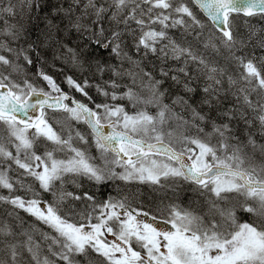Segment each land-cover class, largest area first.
Listing matches in <instances>:
<instances>
[{
	"label": "snow or ice",
	"instance_id": "snow-or-ice-1",
	"mask_svg": "<svg viewBox=\"0 0 264 264\" xmlns=\"http://www.w3.org/2000/svg\"><path fill=\"white\" fill-rule=\"evenodd\" d=\"M17 3L20 21L9 23L17 5L0 0V204L20 223L0 220V264H264V35L253 24L264 0ZM41 47L82 76L109 75L95 85L65 76L94 107L43 68L47 90L28 79ZM101 50L115 62L93 64ZM89 87L132 111L95 103ZM80 179L174 195L187 185L189 207H145L139 188L119 185L97 202L65 187Z\"/></svg>",
	"mask_w": 264,
	"mask_h": 264
},
{
	"label": "trees",
	"instance_id": "trees-1",
	"mask_svg": "<svg viewBox=\"0 0 264 264\" xmlns=\"http://www.w3.org/2000/svg\"><path fill=\"white\" fill-rule=\"evenodd\" d=\"M57 2V0H49V7L54 5ZM13 4L17 5V13L18 15L16 17H9L5 15V19L9 21V23H17L20 21V6L17 3V0H12ZM3 6L7 7L8 6V0H3ZM26 11V10H25ZM26 26L27 24V19L23 21ZM238 23H241V21H238ZM253 24L255 25L256 31L259 35H264V32H261V29H264V21H259V20H254ZM107 26V25H106ZM0 27H3V20H0ZM40 27L43 28V23L40 24ZM29 31L31 33L30 40H35L36 39V30L31 28L29 26ZM207 32H205V36H207ZM70 46L75 47L77 43H82L79 41L78 37L75 35V33L72 34L70 37L65 38ZM26 46V45H25ZM38 51L41 54V59L40 60H35V54H33L34 58V66H30L27 68V77L29 80H31L34 84H36L38 87H44L45 90H47V85L46 82L40 80L36 76V72L38 68H43L45 72H47L49 75L53 76V78L56 80V82L59 84L60 88L63 91H67L71 95H73L76 99L88 104L90 107H94L93 103L88 101L87 98L82 96L79 92H76L74 89H70L68 85L65 82V76L66 75H71L74 77V79H77L79 81H82L84 78L89 79L90 83L95 85L96 83H101L103 84L104 81L109 79V75L105 74L103 76H100L99 74H93V71H86L84 72L83 76L81 75V72L75 68H73L70 64L65 63L63 60L59 59H54L53 58V53L51 50L46 49L44 47H41L38 49ZM84 57L88 58V54L84 53ZM92 63L94 64L95 61L98 59L101 62H110L114 63V59L109 55L108 52L106 51H97L94 56L91 58ZM146 63H149L146 61ZM157 66H158V62ZM23 77H20L18 79H22ZM170 82H167L164 87L167 88L169 87ZM124 89H118L117 91H123ZM89 96L92 97V100L95 103H109V104H120L125 106L127 111H132V106L129 104L127 100H117V101H112L109 98H105L101 94H99L95 87H89L87 89ZM172 92H175V89H171ZM166 102H170L169 100H166ZM149 111H151L153 114L155 113L156 109L155 108H149ZM78 129L84 133L86 136L88 135V130L83 124L77 125ZM243 138V137H242ZM259 139V137H257ZM91 142V141H90ZM83 146V145H82ZM91 154L92 155H97L96 150L94 147L91 148ZM10 175L15 178V172H10ZM85 180V179H84ZM86 185L81 191L87 192L89 194H92L96 197L97 202H102L108 198L109 195L116 196L117 195V185L120 186L121 189L124 191H127L128 189L135 190L136 187L133 184L125 185L124 182H112L109 181L106 186L104 185H94L93 183H88L84 182ZM94 185V186H93ZM147 188V187H145ZM68 191L74 192L73 190H70L67 188ZM140 192L142 193L141 199L145 202L144 206L149 207L152 206L153 208L155 205H160L161 201H163V204H169V203H185L186 206H189V201L188 198H185L183 193V188H178L176 189V195L173 194V189L171 191H166L161 192L160 190H155V191H150L148 192L147 190L145 191L144 188H139ZM0 194H7V190H0ZM17 194L19 195H24L22 191L18 192ZM79 195L80 193H76ZM45 199L51 200L50 195H46ZM86 206V202H84L83 205H78L76 208L78 210H83ZM135 206V205H134ZM162 206V205H161ZM193 208H195L197 211H199L198 206L192 205ZM11 211L10 206L0 204V220H7L10 223L19 224L20 221L16 220L15 217H8L7 212ZM20 217L23 218V221L25 222V226L27 227L29 224L33 222V218L28 216L26 213L20 211L19 212ZM45 231H48V229H44Z\"/></svg>",
	"mask_w": 264,
	"mask_h": 264
},
{
	"label": "bare ground",
	"instance_id": "bare-ground-1",
	"mask_svg": "<svg viewBox=\"0 0 264 264\" xmlns=\"http://www.w3.org/2000/svg\"><path fill=\"white\" fill-rule=\"evenodd\" d=\"M86 127V126H85ZM81 147H84V146H82V145H80ZM118 171H121V169H119L118 168ZM84 182H88V183H92V182H89V181H86V180H84V179H81L80 180V187H74V186H69L68 185V189H70V190H73V191H75L76 193H80L81 194V191L83 190V188L85 187V183ZM112 182H122V181H119V180H117V181H112ZM94 185H96V184H94ZM93 185V186H94ZM133 185L136 187V188H144L145 189V191L147 190L148 192H150V191H152L153 190V188L152 187H150V186H146V185H142V184H136V183H133ZM99 186V185H98ZM104 186H106V185H104ZM145 187H147V188H145ZM188 186L187 185H184L183 186V188H187ZM149 189H151L150 191H149ZM178 189V188H177ZM157 190H160L161 192H166V191H171L172 190V187H165V188H158ZM154 191V190H153ZM185 198H187V197H185ZM84 204V202H75V206H78V205H83ZM179 204H181L182 206H184V207H189V206H186L185 205V203H179ZM76 219H78V217L76 218Z\"/></svg>",
	"mask_w": 264,
	"mask_h": 264
},
{
	"label": "rangeland",
	"instance_id": "rangeland-1",
	"mask_svg": "<svg viewBox=\"0 0 264 264\" xmlns=\"http://www.w3.org/2000/svg\"><path fill=\"white\" fill-rule=\"evenodd\" d=\"M116 170L118 171V168H117ZM80 180H81V179H80ZM80 180H78V183H80ZM85 180H86V179H85ZM86 181H87V180H86ZM68 185H69V186L77 187L76 185H74V184H72V183H68V184H66L65 187L67 188ZM22 192H23V191H22ZM23 194H25V193L23 192Z\"/></svg>",
	"mask_w": 264,
	"mask_h": 264
}]
</instances>
